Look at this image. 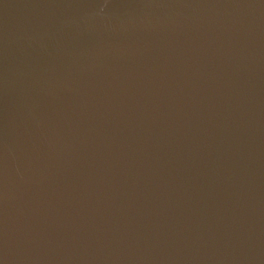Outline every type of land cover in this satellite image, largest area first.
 I'll return each instance as SVG.
<instances>
[{
	"label": "water",
	"instance_id": "water-1",
	"mask_svg": "<svg viewBox=\"0 0 264 264\" xmlns=\"http://www.w3.org/2000/svg\"><path fill=\"white\" fill-rule=\"evenodd\" d=\"M0 264H264V0H0Z\"/></svg>",
	"mask_w": 264,
	"mask_h": 264
}]
</instances>
